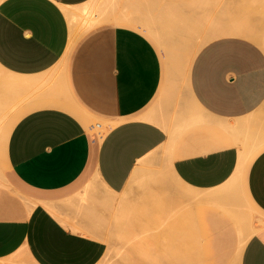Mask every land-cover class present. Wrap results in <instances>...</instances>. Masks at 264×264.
<instances>
[{
    "label": "crops",
    "instance_id": "1",
    "mask_svg": "<svg viewBox=\"0 0 264 264\" xmlns=\"http://www.w3.org/2000/svg\"><path fill=\"white\" fill-rule=\"evenodd\" d=\"M161 162L264 264V0H0V264H98Z\"/></svg>",
    "mask_w": 264,
    "mask_h": 264
},
{
    "label": "rangeland",
    "instance_id": "2",
    "mask_svg": "<svg viewBox=\"0 0 264 264\" xmlns=\"http://www.w3.org/2000/svg\"><path fill=\"white\" fill-rule=\"evenodd\" d=\"M148 169L154 177L143 179L128 199L98 264H239L241 250L234 256L251 233V219L243 193L231 189L233 182L217 199L205 201L183 192L165 162ZM218 217L228 240L210 249L208 241L217 234L210 225L201 226Z\"/></svg>",
    "mask_w": 264,
    "mask_h": 264
},
{
    "label": "bare ground",
    "instance_id": "3",
    "mask_svg": "<svg viewBox=\"0 0 264 264\" xmlns=\"http://www.w3.org/2000/svg\"><path fill=\"white\" fill-rule=\"evenodd\" d=\"M83 9H84V11H83L82 13H83V14H87V11H85L86 8H83Z\"/></svg>",
    "mask_w": 264,
    "mask_h": 264
}]
</instances>
